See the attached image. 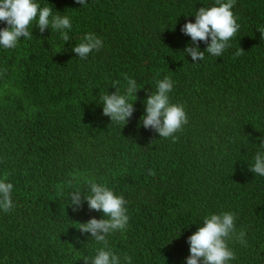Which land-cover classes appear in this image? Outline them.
Masks as SVG:
<instances>
[{
	"label": "trees",
	"instance_id": "obj_1",
	"mask_svg": "<svg viewBox=\"0 0 264 264\" xmlns=\"http://www.w3.org/2000/svg\"><path fill=\"white\" fill-rule=\"evenodd\" d=\"M35 2L72 27L66 43L60 31L33 25V38L0 46V180L13 185V208L0 209V264H91L103 245L76 223L103 214L86 201L69 207L70 192L91 195L89 181L127 201L126 228L107 237L121 264L124 256L186 264L188 237L223 212L236 216L237 235L246 233V245L228 241V264H264V177L249 171L264 152V0H235L236 36L220 57L206 53L195 64L181 28L215 0ZM87 33L103 46L80 59L72 48ZM124 74L140 89L126 125L111 123L101 100L123 94ZM165 77L174 82L170 102L187 115L176 142L140 123Z\"/></svg>",
	"mask_w": 264,
	"mask_h": 264
},
{
	"label": "clouds",
	"instance_id": "obj_2",
	"mask_svg": "<svg viewBox=\"0 0 264 264\" xmlns=\"http://www.w3.org/2000/svg\"><path fill=\"white\" fill-rule=\"evenodd\" d=\"M75 3L84 6L87 0H74ZM48 5V4H47ZM235 0H215V6L201 7L196 11L195 22H187L181 28V32L191 38V44L186 46L183 53L190 56L192 61H202L205 54L220 57L229 41L236 36L240 29L237 17L231 10ZM52 6L41 7L35 0H0V22L6 27L0 28V46L5 49H13L22 38H33L29 27L35 25L40 33L51 27L60 31L62 39L69 41L66 31L71 29L72 21L66 15H53ZM58 13V12H56ZM264 36V29L259 30ZM198 42L207 45L204 51H200ZM103 41L94 33H87L83 42L72 48V52L80 59H86L94 50L99 51ZM243 49L235 53L242 55ZM127 86L123 94L118 90L113 93H105L102 114L108 117L111 123H122L126 125L135 112L134 102L136 93L140 90L136 80L124 74ZM119 84V81L115 82ZM155 93H150L145 101V114L141 117L140 123L145 129H151L158 134V137L169 138L176 142L175 133L182 130L187 124V115L184 107L180 104L170 102L169 93L173 89L174 82L165 77L158 80ZM134 101V102H133ZM259 148L264 149V139L260 140ZM249 171L264 177V152H257L254 157V165ZM149 175H154L151 171ZM91 195L86 198L79 191L69 193L70 206L73 212L78 211L86 201L90 211L102 212L101 219L92 218L86 223H76L81 234L90 233L91 239L102 244L103 247L97 251L91 264H121L120 257L113 253L108 247L107 237L118 231L124 230L128 224L127 201L123 196L114 194L104 184H97L89 181ZM13 185L0 180V209L5 212L13 208L11 193ZM236 216L231 212L212 214L205 217L203 226L188 237L189 256L186 264H228L235 259V254L228 246V241L234 237L241 244L246 245V233L241 230L238 235L235 226ZM124 264H131V258L124 256ZM89 264L88 258L83 260Z\"/></svg>",
	"mask_w": 264,
	"mask_h": 264
}]
</instances>
